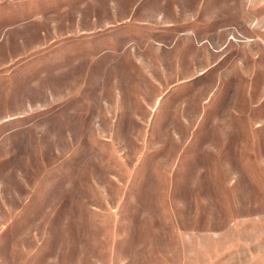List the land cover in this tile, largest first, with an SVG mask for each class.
<instances>
[{
    "label": "rangeland",
    "instance_id": "obj_1",
    "mask_svg": "<svg viewBox=\"0 0 264 264\" xmlns=\"http://www.w3.org/2000/svg\"><path fill=\"white\" fill-rule=\"evenodd\" d=\"M0 264H264V0H0Z\"/></svg>",
    "mask_w": 264,
    "mask_h": 264
}]
</instances>
